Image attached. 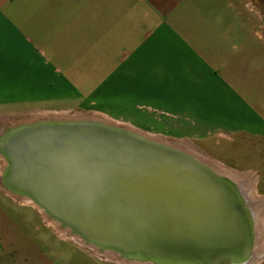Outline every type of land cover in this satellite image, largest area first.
Returning a JSON list of instances; mask_svg holds the SVG:
<instances>
[{
	"label": "crops",
	"instance_id": "crops-1",
	"mask_svg": "<svg viewBox=\"0 0 264 264\" xmlns=\"http://www.w3.org/2000/svg\"><path fill=\"white\" fill-rule=\"evenodd\" d=\"M263 14L264 0H0V111L62 106L86 93L189 115L191 75H199L204 98L191 105L204 115L197 120L202 130L235 133L225 123L240 119L254 139H264ZM193 40L202 45L203 63L176 77L168 57L186 60ZM207 40L215 43L207 47ZM238 73L248 76L251 100L208 125L206 81H217L212 90L222 104L223 93L238 99L236 81L224 80ZM8 123L0 122V134ZM24 208L29 204L0 194V264H75L64 260L63 248L31 240Z\"/></svg>",
	"mask_w": 264,
	"mask_h": 264
},
{
	"label": "water",
	"instance_id": "water-1",
	"mask_svg": "<svg viewBox=\"0 0 264 264\" xmlns=\"http://www.w3.org/2000/svg\"><path fill=\"white\" fill-rule=\"evenodd\" d=\"M1 187L101 253L152 264H242L254 224L226 170L91 116L8 123Z\"/></svg>",
	"mask_w": 264,
	"mask_h": 264
},
{
	"label": "rangeland",
	"instance_id": "rangeland-1",
	"mask_svg": "<svg viewBox=\"0 0 264 264\" xmlns=\"http://www.w3.org/2000/svg\"><path fill=\"white\" fill-rule=\"evenodd\" d=\"M199 43L197 40L187 43L190 54L186 60L179 62L182 59L179 54H175V61L172 56L168 57L169 60L174 62L173 69L175 67V70L173 72H175L176 77H180L181 72L184 70L194 73L195 70H198L199 65L203 63L204 57L200 53L202 45ZM202 43L210 47L208 44H214L215 41L207 40ZM94 60H96V65L102 61L100 58ZM191 76V94H195L196 97L188 101L187 106L188 113L192 118L182 110L173 112L155 107L135 105L124 107L122 102L120 103L118 100L109 103L100 99L101 102H99L96 99L88 98L89 94L80 93L78 100L64 99L62 106L47 104V106L38 108L17 107L15 110L0 111V122L2 120L18 122L24 119L44 116H91L103 118L128 126L151 138L164 140L174 146L181 147L197 155L200 159L208 161L218 169L223 168L237 174L248 175L246 178L254 176L253 178H257V193L260 197H264V139H254L247 130L248 126L243 124L240 119L236 120L235 124L225 123L229 124L226 127L234 129L235 133L226 134L221 131L208 130V132H205V130H202L203 128L199 126L197 120H202L200 118H203L204 115H199L198 106L196 104L191 105V103L195 99L196 101L202 100L204 93H200V85L195 83L199 80V75ZM232 79L241 88L239 92L235 93L238 99L230 98L231 93H223L222 104L218 103L219 98L216 97L212 90L213 87H216L217 81L213 79L206 81L209 102L208 112L205 117L208 119V125L211 124L210 126L215 127L217 124L214 122L218 123L221 115L225 118L224 120L235 115L233 114L234 109H236L235 104L239 105L243 101L248 102V100H251L249 98L250 94L246 90L247 74L238 73L233 76H224L226 83H229ZM178 82V84L184 85V80ZM245 106L243 107V112L245 111ZM4 165V160L0 157V170ZM252 185H250L251 188ZM0 194L9 195L16 202L20 201L19 198L8 193L1 186ZM21 202L30 206V208L22 209L23 214L26 216L24 231L30 234L31 240L39 243L42 247L47 249L52 247L63 248L65 251L63 252V257L67 256L64 260L73 261L75 264H136L122 262L117 257L108 256L91 247H87L81 240L72 238L66 232L57 230L36 206L27 203L26 200H21ZM260 264H264V261Z\"/></svg>",
	"mask_w": 264,
	"mask_h": 264
},
{
	"label": "bare ground",
	"instance_id": "bare-ground-1",
	"mask_svg": "<svg viewBox=\"0 0 264 264\" xmlns=\"http://www.w3.org/2000/svg\"><path fill=\"white\" fill-rule=\"evenodd\" d=\"M0 157L2 158V155H0ZM4 163L6 165V160H4ZM4 166L0 170V181H1V178L3 175ZM221 169L223 170V168H219L218 170H221ZM222 170H221V172H222ZM226 171H228V170H226ZM229 172L232 173L231 177L238 184V186L240 185V187H241V190H242L244 197H245V203H247L248 210H249V213L251 215L252 222L254 224L253 247H252V250L250 253V257L248 259L244 260L242 264H260L261 262L264 261V197H260L257 193V178L256 177L253 178L254 176H252L250 178H246V176L248 177V175H244L242 173H241L242 174L241 175V174H237L236 172L234 173L232 171H229ZM250 183H252L254 186ZM250 185H252V188ZM0 186H1V184H0ZM21 200H26L27 203H31L35 206V204L30 199L22 198ZM40 211L42 212V210H40ZM51 224L53 226H55V228H57V230H60L62 232H66L70 237L81 240L80 238L71 235L69 232L60 229L59 226L57 224H55L54 222L51 221ZM81 241L85 244V242L83 240H81ZM85 245L87 246V244H85ZM87 247H91V246H87ZM91 248L97 250L94 247H91ZM98 252H100V251H98ZM102 254H107L108 256L113 257V255H111L109 253H102ZM114 257H116V256H114ZM118 259H120V258H118ZM120 261L125 262V263L152 264V263H141L138 261L128 262L126 260H121V259H120Z\"/></svg>",
	"mask_w": 264,
	"mask_h": 264
}]
</instances>
